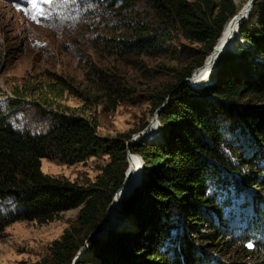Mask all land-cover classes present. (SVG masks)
Wrapping results in <instances>:
<instances>
[{
	"label": "trees",
	"instance_id": "trees-1",
	"mask_svg": "<svg viewBox=\"0 0 264 264\" xmlns=\"http://www.w3.org/2000/svg\"><path fill=\"white\" fill-rule=\"evenodd\" d=\"M87 1L111 16L103 47L113 56L168 54L175 33L199 45L200 56L154 98L163 127L159 144H128L129 135L103 139L95 121L65 113L32 135L14 128L10 111L0 108V237L18 222L42 225L78 210L76 224L53 243L43 264H74L85 244L92 257L75 264H264V0H255L217 79L202 89L187 80L238 13L234 0ZM50 93L60 97L54 86ZM129 154L143 161L146 178L122 201L134 229L89 240L123 186ZM101 156L108 163L92 184L42 171L43 160L72 166ZM241 189L258 193L247 202L251 207L231 200ZM246 208L253 216L236 227L230 211L243 216Z\"/></svg>",
	"mask_w": 264,
	"mask_h": 264
},
{
	"label": "rangeland",
	"instance_id": "rangeland-1",
	"mask_svg": "<svg viewBox=\"0 0 264 264\" xmlns=\"http://www.w3.org/2000/svg\"><path fill=\"white\" fill-rule=\"evenodd\" d=\"M246 1L234 0L238 10ZM111 20L110 15L87 0H0V108L10 111L8 117L14 128L32 135L40 134L47 131L55 116L75 114L95 121L97 134L103 139L129 135L133 140L155 120L154 135H146L143 141L163 142V127L158 110L154 111V98L176 82L177 74L194 64L195 56H200V46L188 43L175 33L176 39L168 54L119 58L103 47L114 26ZM227 54L215 74L212 73L211 80L198 89L215 82ZM189 84L193 87L192 82ZM52 86L60 97L50 93ZM41 97H47L53 106H46ZM168 102L169 99L160 109ZM208 103L212 105L211 101ZM107 163L108 158L102 156L72 166L43 160L42 171L85 185L95 182ZM232 192L231 200L235 199L236 207L240 205V208L251 207L247 202L258 194L242 189ZM246 210L243 216L240 211H235L236 215L230 211L236 227L246 224L253 216L251 208ZM78 212H66L42 225L18 222L10 226L0 237V264L47 262L53 243L76 224ZM116 215L121 226L112 230L114 224H110L108 233L127 231L130 226L128 231L134 229L132 216L124 215L122 206ZM108 233L95 239H103ZM261 237L263 244L264 234ZM191 238L193 236L189 235ZM83 248L88 250L84 257L91 258L89 245Z\"/></svg>",
	"mask_w": 264,
	"mask_h": 264
},
{
	"label": "bare ground",
	"instance_id": "bare-ground-1",
	"mask_svg": "<svg viewBox=\"0 0 264 264\" xmlns=\"http://www.w3.org/2000/svg\"><path fill=\"white\" fill-rule=\"evenodd\" d=\"M251 1L247 0L244 5L238 10V13L228 22L225 30L223 31V34L220 38V41L217 43L215 48L213 49L212 53L207 57L205 60V63L202 68H200L197 73H195V78L193 81V88H200L202 84L206 81H208L211 78L212 73H214L217 68L219 67V64L224 58L225 51L222 48L224 41L231 40L234 41V37L232 35L236 34V31L239 30L241 24L251 15ZM246 22V21H245ZM215 74V73H214ZM214 76V75H213ZM157 122L155 120L152 121L150 127L145 130L147 132L148 136L154 135V130L156 127ZM156 132V131H155ZM140 135V134H139ZM138 135V136H139ZM138 136H135L137 138ZM129 168L128 173L129 177L125 182L124 189H122L113 199L112 204L108 208V213L103 221V232H101V235L103 236L107 230H109L110 224L113 225V229L117 228L119 225V219L116 215L118 213V206L119 203L123 200V196L126 194V192L129 190V188L134 184L139 182L140 180H144V171L143 176L140 174V169L142 170V163L139 157L135 155H131L128 159ZM118 221V222H117ZM122 224V223H120ZM126 226V225H125ZM129 229L132 228V226L128 227ZM134 228V227H133ZM117 230V229H116ZM81 253L88 252L87 249L83 248L81 249Z\"/></svg>",
	"mask_w": 264,
	"mask_h": 264
},
{
	"label": "water",
	"instance_id": "water-1",
	"mask_svg": "<svg viewBox=\"0 0 264 264\" xmlns=\"http://www.w3.org/2000/svg\"><path fill=\"white\" fill-rule=\"evenodd\" d=\"M251 1V9H253V5H254V2H255V0H250ZM250 16L251 15H249V17L245 20V21H247L249 18H250ZM245 21L241 24V26L245 23ZM228 24V23H227ZM227 24H226V26H227ZM226 26H225V28H226ZM241 26H240V28H239V30L238 31H236V34H234V35H232L233 37H234V41H231V40H226V41H224V43H223V49H224V51L226 52L225 54H227V53H229V51L231 50V48L235 45V43H236V41L238 40V37H239V31H240V29H241ZM225 28H224V30H225ZM223 34V33H222ZM220 41V39L218 40V42ZM217 42V43H218ZM217 45V44H216ZM215 48V47H214ZM200 69V68H199ZM198 69V70H199ZM198 70H196L195 72H194V74L192 75V77L190 78V79H188L187 81L190 83V82H192V85H193V82H195V81H193L194 80V78H195V73H197V71ZM211 77H212V75H211ZM209 80H211V78L209 79ZM159 113H160V110H158L157 111V116L159 115ZM147 135V132L146 131H144V133H141L137 138H135V139H133V140H130L129 142H128V144H132V143H134V144H137V143H139L140 141H143V139H144V137ZM131 156V154H129L128 155V159H129V157ZM141 160V159H140ZM141 163H142V170L140 169V174H141V176H143V171H144V164H143V161L141 160ZM129 171V170H128ZM128 171L126 172V175H125V180H124V183H123V186H122V188L119 190V192L122 190V189H124V185H125V182H126V180L128 179V177H129V173H128ZM144 173H145V171H144ZM143 183V180H140L139 182H137V183H134L130 188H129V190L126 192V194L122 197L123 198V200H125V199H127V198H129L131 195H132V193L141 185ZM118 192V193H119ZM117 193V194H118ZM116 194V195H117ZM115 195V196H116ZM122 200V201H123ZM122 201L119 203V206H118V210L121 208V206H122ZM112 231V230H111ZM101 232H103V223H102V225L100 226V228L98 229V231L96 232V233H94L93 235H91V237H89V240H94L95 239V237H98L99 235H101ZM107 233L109 232V230H107L106 231ZM86 253H79L78 254V256H77V258L74 260V264L77 262V261H79V260H81L83 257H84V255H85Z\"/></svg>",
	"mask_w": 264,
	"mask_h": 264
},
{
	"label": "snow or ice",
	"instance_id": "snow-or-ice-1",
	"mask_svg": "<svg viewBox=\"0 0 264 264\" xmlns=\"http://www.w3.org/2000/svg\"><path fill=\"white\" fill-rule=\"evenodd\" d=\"M249 246H251V245H249Z\"/></svg>",
	"mask_w": 264,
	"mask_h": 264
}]
</instances>
